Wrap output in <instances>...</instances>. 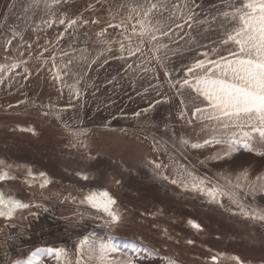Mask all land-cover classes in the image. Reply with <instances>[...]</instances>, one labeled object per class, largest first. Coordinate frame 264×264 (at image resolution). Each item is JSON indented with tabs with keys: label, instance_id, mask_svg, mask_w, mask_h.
<instances>
[{
	"label": "rangeland",
	"instance_id": "rangeland-1",
	"mask_svg": "<svg viewBox=\"0 0 264 264\" xmlns=\"http://www.w3.org/2000/svg\"><path fill=\"white\" fill-rule=\"evenodd\" d=\"M234 2L196 0L192 27L161 37L166 49L153 53L152 44H140L143 55L129 56L120 45H129L125 35L132 24L126 17L134 0H0V161L15 177L0 181V192L32 205L11 219L0 216V258L6 264H23L33 253L39 264H76L77 246L85 239L80 264H96L87 249L101 241L117 248L109 254L112 264L129 259L133 264H237L233 257L240 264H264V221L245 217L227 196L210 202L190 185L170 183L180 181L185 170L226 190L227 180L239 182L242 189L231 191L245 210L264 209V192L248 189L264 175V156L241 149L217 160L210 157L222 154V145L193 149L180 142L202 143L205 124L208 132L218 128L215 121L193 119L194 107L206 102H194L195 93L175 82L220 40L221 13ZM78 17L72 27L59 23ZM122 20L127 33L108 27ZM217 134L231 133L219 129ZM149 161L167 165L161 171L169 180ZM243 169L248 181L237 180ZM41 172L51 181L45 188ZM92 192H107L116 200L118 224L80 203ZM45 225L54 232L68 230L77 244L6 255L11 242L52 240L51 230L34 234ZM50 248L66 249L67 255L57 260Z\"/></svg>",
	"mask_w": 264,
	"mask_h": 264
},
{
	"label": "snow or ice",
	"instance_id": "snow-or-ice-1",
	"mask_svg": "<svg viewBox=\"0 0 264 264\" xmlns=\"http://www.w3.org/2000/svg\"><path fill=\"white\" fill-rule=\"evenodd\" d=\"M55 2L59 4L61 0H55ZM196 6H198L196 0H190V2L189 0H134L126 17L128 23L132 24L131 33L125 35L129 45L126 48L121 43V51L126 50L129 56H135L138 53L143 55L140 44H152L150 51L153 53L166 49L167 45L161 42V37H170L174 29H183L185 26L191 28L194 20L193 7ZM228 7L230 11L221 13L223 20L220 23L223 32L220 40L210 50L201 53L203 58L196 59L186 67L184 78L175 82L180 89H190L192 93H195L194 102L196 100H200L202 103L206 102L204 107H194L191 112L193 119L215 121L218 125V128L212 127L210 132L207 131L208 125H204L202 131L207 133V138L203 139L202 143H191L183 138L180 142L184 145L190 144L193 149L222 145L224 146L222 154L217 153L210 157L217 160L231 158L241 149L264 156V151L260 150L264 148V0H235ZM216 19L217 17L214 16L213 20ZM79 20V17L67 21L61 19L59 23L62 25L67 23L69 27H72L77 25ZM87 23V20L83 21V24ZM92 23H98V21L93 20ZM108 27L123 28L124 33L128 31L123 20L118 24L109 23ZM97 35L103 36L104 30ZM60 37H63V33L60 34ZM133 37H137L139 42L134 44ZM224 52L227 54L224 55ZM65 55L67 54L65 53ZM153 58L159 59L156 56ZM68 63L71 64L72 61L69 60ZM65 74L67 73L65 72ZM165 74L167 75V73ZM54 78L59 80L60 76L56 75ZM181 103L184 104V101ZM183 115L181 113L182 117ZM191 123L192 121H189V124ZM219 129L230 131L231 134L228 136L218 135ZM27 130L31 131V129ZM83 134V132L73 133L74 137ZM148 163L153 166L162 179L169 180V177L163 175L161 171L167 165L155 161ZM3 167L10 166L5 165L4 161H0V181L14 179L15 177L3 171ZM28 175L32 176L31 169L28 170ZM39 175L44 178L40 187H47L51 181L45 173L41 172ZM78 175L80 174L78 173ZM248 177V170L243 169L238 174L237 180L248 181ZM82 178L88 179L87 176H82ZM258 181H264V175H258L255 181L248 183L250 192H264V183H260L257 187ZM116 183L120 182L116 181ZM170 183H180L184 188H189L190 185V190L207 195L210 202L219 203V197L227 196L233 203L238 204L245 217L250 216L254 220L264 221V209L246 211L245 206L237 199V193L231 191V187L242 189L239 182L232 185V181L227 180V185L231 187L226 190L224 185L211 184L210 181L197 178L185 170L180 181L171 179ZM74 199L75 197H73ZM80 203H86L91 208L102 211L107 215L109 223L112 225L118 224L121 220L120 213L113 209L116 200L107 192L88 193L84 195ZM31 206L11 197L6 199L5 194L0 192V216L6 219H11L15 211ZM189 223L193 228H199V225L194 222L189 221ZM188 243H192V241H188ZM87 244L88 241L85 239L77 246L76 264H80L81 247ZM39 251L37 249V252ZM47 251L54 253L57 260L67 255L66 249L63 248H50ZM87 251L88 258L94 260L96 264H112L109 254L116 252L117 248L111 242L101 241L98 246L95 243L91 245ZM212 259L215 261L216 257ZM232 259L237 260V264H240L238 257ZM23 264H39V257L33 253ZM127 264H133L132 260H127ZM170 264H175V261H171Z\"/></svg>",
	"mask_w": 264,
	"mask_h": 264
},
{
	"label": "built area",
	"instance_id": "built-area-1",
	"mask_svg": "<svg viewBox=\"0 0 264 264\" xmlns=\"http://www.w3.org/2000/svg\"><path fill=\"white\" fill-rule=\"evenodd\" d=\"M46 230L50 231L51 228L48 227L47 225H45L43 227V231L42 230H37L34 232L37 233L38 235H40V233L45 232ZM51 231H53V236L52 240H49L47 237L38 240H34V243H27V242H23V240H18L14 243H9L7 248H6V255L7 256H11L13 254H18V255H22L25 252H27L28 250H30L31 248L33 250H36L39 247H63L65 245L68 246H75L78 242V238L76 236H73L72 234H68V230L63 229V230H54L52 229ZM50 236V235H49ZM57 238V239H56ZM0 264H6V260L5 258H0Z\"/></svg>",
	"mask_w": 264,
	"mask_h": 264
},
{
	"label": "trees",
	"instance_id": "trees-1",
	"mask_svg": "<svg viewBox=\"0 0 264 264\" xmlns=\"http://www.w3.org/2000/svg\"><path fill=\"white\" fill-rule=\"evenodd\" d=\"M5 198L7 199V198H8V196H7V197H5ZM18 211H19V210L15 211V212H14V214H16ZM14 214H13V215H14Z\"/></svg>",
	"mask_w": 264,
	"mask_h": 264
}]
</instances>
